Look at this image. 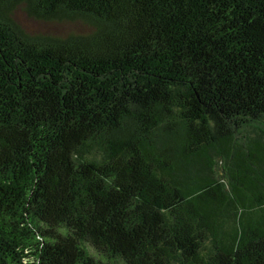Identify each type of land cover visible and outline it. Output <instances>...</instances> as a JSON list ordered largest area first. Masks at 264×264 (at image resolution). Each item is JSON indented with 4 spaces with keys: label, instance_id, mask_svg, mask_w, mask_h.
Returning <instances> with one entry per match:
<instances>
[{
    "label": "trees",
    "instance_id": "16d2710c",
    "mask_svg": "<svg viewBox=\"0 0 264 264\" xmlns=\"http://www.w3.org/2000/svg\"><path fill=\"white\" fill-rule=\"evenodd\" d=\"M0 264H264V0H0Z\"/></svg>",
    "mask_w": 264,
    "mask_h": 264
},
{
    "label": "rangeland",
    "instance_id": "374dc122",
    "mask_svg": "<svg viewBox=\"0 0 264 264\" xmlns=\"http://www.w3.org/2000/svg\"><path fill=\"white\" fill-rule=\"evenodd\" d=\"M14 18L19 25L28 32H41L57 35H65L70 32L85 33L87 27L80 23H56V22H40L28 18L21 8L16 9Z\"/></svg>",
    "mask_w": 264,
    "mask_h": 264
}]
</instances>
